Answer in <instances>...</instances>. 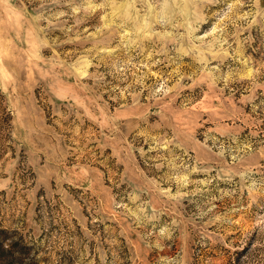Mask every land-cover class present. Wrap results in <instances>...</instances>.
<instances>
[{"label": "rangeland", "instance_id": "374dc122", "mask_svg": "<svg viewBox=\"0 0 264 264\" xmlns=\"http://www.w3.org/2000/svg\"><path fill=\"white\" fill-rule=\"evenodd\" d=\"M0 264H264V0H0Z\"/></svg>", "mask_w": 264, "mask_h": 264}]
</instances>
